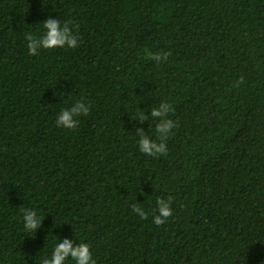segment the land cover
Wrapping results in <instances>:
<instances>
[{
  "label": "trees",
  "instance_id": "16d2710c",
  "mask_svg": "<svg viewBox=\"0 0 264 264\" xmlns=\"http://www.w3.org/2000/svg\"><path fill=\"white\" fill-rule=\"evenodd\" d=\"M49 16L79 44L30 55ZM79 100L89 115L57 127ZM161 102L177 127L148 156L136 129L158 121L133 119ZM64 238L97 264H264V0H0V264Z\"/></svg>",
  "mask_w": 264,
  "mask_h": 264
},
{
  "label": "clouds",
  "instance_id": "9594fccd",
  "mask_svg": "<svg viewBox=\"0 0 264 264\" xmlns=\"http://www.w3.org/2000/svg\"><path fill=\"white\" fill-rule=\"evenodd\" d=\"M45 32L42 36H36L29 32L26 35L28 41L27 48L30 55H38L39 49H53L69 47L75 48L79 44V37L75 34L69 21L63 24L60 19H54L49 16L43 21ZM170 52L148 53V58L159 64L162 60L166 61ZM244 83V77L241 76L237 81V86ZM173 111L172 105L168 102H161L158 107H152L150 115L147 112H142L133 120H139L141 124L149 118L156 119V139H153L142 128L138 127L136 133L139 136V150L148 156H161L167 154V139L172 130L177 127V123L169 117V113ZM90 112V104H86L83 100L76 101L70 107L63 108L56 119V126L66 129H75L79 123L77 117L87 116ZM151 127V124H150ZM174 197L169 195L167 199H157V209L153 219L155 225H163L168 218L173 215L171 207ZM23 221L24 227L28 231H36L41 227L44 218L38 216L34 209H24ZM132 211L140 216L141 219H147L148 213L138 206L133 205ZM75 261V264H97L93 258L91 246L89 243L80 241L79 244L74 243L71 238H64L55 244L50 258H43L40 264H65L68 258Z\"/></svg>",
  "mask_w": 264,
  "mask_h": 264
}]
</instances>
